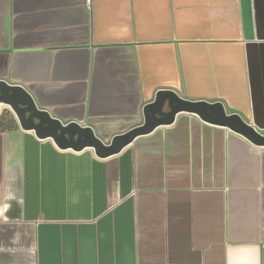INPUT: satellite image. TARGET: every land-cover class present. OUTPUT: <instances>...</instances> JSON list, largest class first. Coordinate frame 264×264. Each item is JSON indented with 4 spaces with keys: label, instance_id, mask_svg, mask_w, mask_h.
I'll list each match as a JSON object with an SVG mask.
<instances>
[{
    "label": "crops",
    "instance_id": "crops-1",
    "mask_svg": "<svg viewBox=\"0 0 264 264\" xmlns=\"http://www.w3.org/2000/svg\"><path fill=\"white\" fill-rule=\"evenodd\" d=\"M0 81L104 143L159 90L264 134V0H0ZM0 264H264V146L188 112L105 159L0 131Z\"/></svg>",
    "mask_w": 264,
    "mask_h": 264
},
{
    "label": "water",
    "instance_id": "water-1",
    "mask_svg": "<svg viewBox=\"0 0 264 264\" xmlns=\"http://www.w3.org/2000/svg\"><path fill=\"white\" fill-rule=\"evenodd\" d=\"M2 105L13 113L22 130L32 131L38 139L50 138L61 150L91 148L100 159L118 154L135 138L149 134L159 126L170 125L180 112L196 114L204 122L225 127L256 146H264V134L238 114H227L220 102L187 100L172 90H159L154 100L143 107V123L114 135L108 143L96 136L89 126L76 122L64 124L46 110L39 109L22 86L0 81V114Z\"/></svg>",
    "mask_w": 264,
    "mask_h": 264
},
{
    "label": "trees",
    "instance_id": "trees-1",
    "mask_svg": "<svg viewBox=\"0 0 264 264\" xmlns=\"http://www.w3.org/2000/svg\"><path fill=\"white\" fill-rule=\"evenodd\" d=\"M18 129V123L9 109H3L0 114V131H10Z\"/></svg>",
    "mask_w": 264,
    "mask_h": 264
},
{
    "label": "built area",
    "instance_id": "built-area-1",
    "mask_svg": "<svg viewBox=\"0 0 264 264\" xmlns=\"http://www.w3.org/2000/svg\"><path fill=\"white\" fill-rule=\"evenodd\" d=\"M87 5L90 6L91 0H85Z\"/></svg>",
    "mask_w": 264,
    "mask_h": 264
},
{
    "label": "rangeland",
    "instance_id": "rangeland-1",
    "mask_svg": "<svg viewBox=\"0 0 264 264\" xmlns=\"http://www.w3.org/2000/svg\"><path fill=\"white\" fill-rule=\"evenodd\" d=\"M1 108H2V110H3V109H5V108H6V106L2 105V107H1Z\"/></svg>",
    "mask_w": 264,
    "mask_h": 264
},
{
    "label": "bare ground",
    "instance_id": "bare-ground-1",
    "mask_svg": "<svg viewBox=\"0 0 264 264\" xmlns=\"http://www.w3.org/2000/svg\"><path fill=\"white\" fill-rule=\"evenodd\" d=\"M2 107V106H1Z\"/></svg>",
    "mask_w": 264,
    "mask_h": 264
}]
</instances>
